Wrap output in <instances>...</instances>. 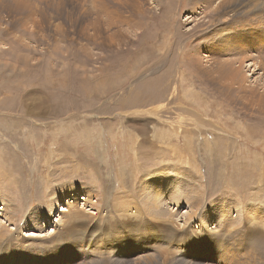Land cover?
<instances>
[{
  "label": "rangeland",
  "instance_id": "374dc122",
  "mask_svg": "<svg viewBox=\"0 0 264 264\" xmlns=\"http://www.w3.org/2000/svg\"><path fill=\"white\" fill-rule=\"evenodd\" d=\"M257 107L264 0H0V264H264Z\"/></svg>",
  "mask_w": 264,
  "mask_h": 264
},
{
  "label": "bare ground",
  "instance_id": "6f19581e",
  "mask_svg": "<svg viewBox=\"0 0 264 264\" xmlns=\"http://www.w3.org/2000/svg\"><path fill=\"white\" fill-rule=\"evenodd\" d=\"M136 16V15H135ZM257 105H258V107H261V104H258L257 103ZM257 107V111L256 112H258L257 114H254L253 115V118L255 119H259V117L257 118L256 116L257 115H260V116H264V109H262V108H258ZM39 110V109H38ZM43 111V110H42ZM38 112V111H37ZM36 112V113H37ZM41 112V111H40ZM35 113V112H34ZM256 115V116H255ZM251 119H252V117L249 119V121H251ZM259 120H264L263 118H261V119H259ZM251 127V126H250ZM250 127L249 128H246L247 129V131H246V133L247 134H249L250 136H254L253 135V132L250 130ZM252 127H256L255 125H252ZM257 134V133H256ZM255 137V136H254ZM170 168V167H169ZM167 170V169H166ZM170 170V169H169ZM176 170V169H175ZM171 171V170H170ZM169 171V172H170ZM156 172V171H155ZM164 172V171H163ZM157 173H158V175H161V174H163V176H160V177H162L163 178V180H164V178H165V182H159L160 181V179H156L159 183L157 184V185H159V186H161L162 188H163V190L161 191V192H157L158 191V188H160L159 186H155L154 188H155V192H152V193H150V195H149V198L150 199H152V200H154L157 204H161V203H163V201L161 200V198H165V196H168V194H169V200L171 201V200H173V198L172 197H175L174 198V200L172 201L173 202V204H174V206H175V203L177 202V199H180V196H179V194H176V191L175 190H173V193H171L170 194V188H169V185H170V174L169 173H167V174H165V173H160L159 171H157ZM172 173V172H171ZM158 175L156 176V177H158ZM155 177V176H154ZM155 177V178H156ZM161 178V179H162ZM145 195V194H144ZM170 196H172L171 198H170ZM145 197V196H144ZM55 198L56 197H52V200L50 201V203H49V205H48V210H50V209H52V214L54 213V211H56V210H59L60 209V207H61V204L62 203H64V200H62L60 203H57V201H55ZM146 199V198H145ZM4 200V199H3ZM57 200H58V198H57ZM55 201V202H54ZM2 202V201H1ZM66 202V201H65ZM145 202H147V201H145ZM5 204V203H4ZM179 205V204H178ZM176 208L179 210V211H181L180 213L181 214H179L180 216H178V219L177 220H179V221H183V218H185V217H183V215L182 214H184V212L185 213H189V212H187V211H185L184 210V212H182V210L178 207V206H176ZM2 209V210H1ZM0 209V211H2V212H0V216H2V214H3V212H5L4 210V207L3 208H1ZM62 210H63V208H61ZM151 210H152V208H151ZM178 211V212H179ZM202 212V211H201ZM6 213V212H5ZM35 213V212H34ZM50 215V214H49ZM57 215V214H56ZM186 215H188V214H186ZM201 215V214H200ZM203 217V216H202ZM2 218V217H1ZM29 217L27 216L26 218H25V224H26V226L27 227H35V223H39V224H41V220L40 219H38V218H36V219H28ZM199 219H200V217H199ZM2 220V223H4V224H6L7 225V223H8V221L7 220H4V219H1ZM186 221V220H185ZM199 221V220H198ZM1 222V221H0ZM201 223V222H200ZM200 223H198L197 222V225L198 226H200ZM10 224V223H9ZM29 224V225H28ZM3 226V225H2ZM9 226V225H8ZM14 226V225H13ZM4 230H2L1 228H0V233L1 232H3ZM26 231H32V230H26ZM24 233V232H23ZM28 233V232H27ZM24 235V234H23ZM26 236V235H25ZM27 236H32V234L31 235H27ZM35 236V235H34ZM40 237V236H39Z\"/></svg>",
  "mask_w": 264,
  "mask_h": 264
}]
</instances>
